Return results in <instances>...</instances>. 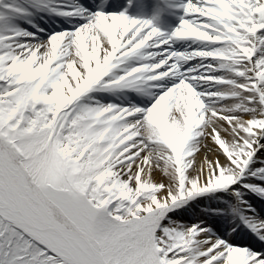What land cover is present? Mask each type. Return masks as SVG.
Masks as SVG:
<instances>
[{
  "label": "snow or ice",
  "instance_id": "snow-or-ice-1",
  "mask_svg": "<svg viewBox=\"0 0 264 264\" xmlns=\"http://www.w3.org/2000/svg\"><path fill=\"white\" fill-rule=\"evenodd\" d=\"M24 2L0 0V264H264V0H182L171 32L146 0Z\"/></svg>",
  "mask_w": 264,
  "mask_h": 264
},
{
  "label": "rangeland",
  "instance_id": "rangeland-1",
  "mask_svg": "<svg viewBox=\"0 0 264 264\" xmlns=\"http://www.w3.org/2000/svg\"><path fill=\"white\" fill-rule=\"evenodd\" d=\"M6 2H10V0H6ZM20 3L22 4V6H25V5H23L22 0H20ZM25 7H27V6H25ZM28 19L34 20L37 25H39V26H41V27H43L45 29L44 25L41 22H39L38 20H35L33 17H29ZM18 23H20L21 26H23V27L27 26V25L24 24L23 20H20V22L18 21ZM45 32L47 33L46 30H45ZM193 204H195V202H193ZM193 210L195 211V209H193Z\"/></svg>",
  "mask_w": 264,
  "mask_h": 264
},
{
  "label": "bare ground",
  "instance_id": "bare-ground-1",
  "mask_svg": "<svg viewBox=\"0 0 264 264\" xmlns=\"http://www.w3.org/2000/svg\"><path fill=\"white\" fill-rule=\"evenodd\" d=\"M62 27H64V25H62ZM62 27H59V28H62ZM58 28V29H59ZM41 38H45L44 36L41 35ZM210 158H214V157H210ZM157 179H159V176H157ZM264 214V213H263ZM242 242V241H241Z\"/></svg>",
  "mask_w": 264,
  "mask_h": 264
}]
</instances>
